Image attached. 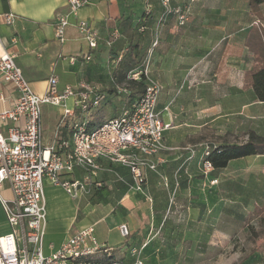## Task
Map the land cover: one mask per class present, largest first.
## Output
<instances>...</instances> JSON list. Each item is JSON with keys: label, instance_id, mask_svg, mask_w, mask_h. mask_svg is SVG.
Here are the masks:
<instances>
[{"label": "crops", "instance_id": "1", "mask_svg": "<svg viewBox=\"0 0 264 264\" xmlns=\"http://www.w3.org/2000/svg\"><path fill=\"white\" fill-rule=\"evenodd\" d=\"M246 1L247 6L244 0H172L173 5L183 6L186 15L184 23L179 24L176 14L162 13L159 0H94L73 12L68 0H0V36L3 46L16 54L15 62L35 93L45 92L51 74L58 77L59 90L67 85L77 87L81 82L100 90L104 95L101 105L109 102L112 112L102 114L93 124L119 114L124 104L122 97L113 94V80H122L127 71L146 62L145 77L161 86L156 110L169 127L163 131L168 148L161 154L164 160L156 170L146 171L149 185H144L141 193L146 190L151 194L147 200L153 197L156 205L158 200L162 207L166 194L160 177L177 176L184 183L186 170L182 164L187 146L209 140L219 142L218 145L239 144L248 139L250 131L264 137V101L257 100L245 82V73L254 66L256 57L247 37L253 24L264 27V5L260 6L258 17L251 13ZM7 12L16 14L12 24L2 16ZM59 16L68 20L62 42L54 36V22ZM81 19L91 22L101 38L114 29L118 36L111 46L101 39L96 48H90L76 27ZM83 54L90 58L86 60ZM125 54L128 59L121 61ZM118 55L120 60L116 62ZM71 56H76L74 61H70ZM137 86L134 83L136 91ZM16 96L14 85L0 74V111L9 108ZM66 105L73 107V99L68 98ZM41 110L44 144L70 138L72 123L81 119L77 114L62 123L60 105L46 103ZM0 130L5 132L6 126H0ZM254 156L264 154L236 159ZM102 162L106 168L99 174L103 186L78 198L44 179V254L53 252L72 233L90 225L97 241L106 244L125 226L127 234L122 233L120 239L111 242L119 244L116 255L123 259H130L129 246L140 245L129 244L128 237L135 229L132 214L145 210L150 223L155 221L154 212L139 200L140 192L129 187L133 181L127 167ZM196 167L195 156L190 169ZM214 175L218 173L210 176ZM59 190L62 198L56 200L53 193ZM1 192L10 196L6 182ZM9 232L0 205V235Z\"/></svg>", "mask_w": 264, "mask_h": 264}, {"label": "built area", "instance_id": "2", "mask_svg": "<svg viewBox=\"0 0 264 264\" xmlns=\"http://www.w3.org/2000/svg\"><path fill=\"white\" fill-rule=\"evenodd\" d=\"M94 0H68L70 11H75ZM164 15H177L183 24L186 15L182 7L172 0H159ZM149 9H147L148 12ZM8 24L16 18L13 12L2 14ZM66 16L54 22V36L62 42L65 38ZM76 27L90 48H96L103 39L111 46L118 36L114 29L106 38H101L88 20L81 19ZM89 59V54H83ZM16 54L5 48L0 36V74L17 90L13 104L0 111V205L10 226V232L0 235V264H147L142 255L145 244L129 246L130 259L116 253L118 247L100 243L94 236L92 225L81 228L66 238L49 254L43 252L45 233L44 179L58 185L72 198H78L103 186L99 174L106 170L103 160L119 163L128 168L135 192H141L146 183L147 170H156L163 162L161 156L167 146L163 131L169 127L156 110L161 86L146 76V62L142 67L127 71L124 81L113 80V94L122 97L124 104L119 114L93 124L88 114L101 105L104 95L95 87L81 82L77 87L58 89V77L51 74L45 92L35 93L20 67L15 62ZM78 56H82L78 55ZM76 56H71L74 61ZM120 56H116L118 62ZM144 83L142 91L133 88L134 83ZM73 99V107L66 100ZM60 105L59 120L64 123L69 117L79 115L72 125L70 138L44 144L41 123L43 104ZM77 115V116H78ZM83 116V117H82ZM210 149L203 152L204 172L212 169L206 159ZM8 184L10 196L2 192ZM124 226V225H123ZM127 234V231L126 233Z\"/></svg>", "mask_w": 264, "mask_h": 264}, {"label": "rangeland", "instance_id": "3", "mask_svg": "<svg viewBox=\"0 0 264 264\" xmlns=\"http://www.w3.org/2000/svg\"><path fill=\"white\" fill-rule=\"evenodd\" d=\"M244 4L247 6L246 0ZM124 58L128 56L125 54L121 61ZM143 86L140 83L138 90ZM109 112L108 102L94 108L88 118L94 123ZM218 144L209 140L186 147L184 183L177 176L162 174L164 206H158V200L156 205L153 197L148 201L151 194L146 190L138 194L144 207L154 212L155 221L147 223L145 210L133 213L135 229L128 237L129 244H145L144 254L150 264H264V211H252L254 205L264 204V156L232 159L226 169L204 172L203 152ZM195 156L197 167L191 170ZM213 172L218 175L210 176ZM53 196L62 198L60 190ZM122 236L121 230L117 231L108 238V245L118 247L111 242Z\"/></svg>", "mask_w": 264, "mask_h": 264}, {"label": "trees", "instance_id": "4", "mask_svg": "<svg viewBox=\"0 0 264 264\" xmlns=\"http://www.w3.org/2000/svg\"><path fill=\"white\" fill-rule=\"evenodd\" d=\"M248 3L251 13L259 17L261 15L260 6L264 5V0H248ZM247 43L251 49L256 51V57L254 66L245 73V82L253 89L256 99L264 101V27L261 24L252 25ZM258 154H264V137L250 131L248 139L243 143L214 146L210 149L206 159L211 162L214 169H221L225 168L232 159ZM252 211H264V204L262 206L254 205ZM144 249L142 255L146 259ZM146 263L150 264L148 261Z\"/></svg>", "mask_w": 264, "mask_h": 264}, {"label": "water", "instance_id": "5", "mask_svg": "<svg viewBox=\"0 0 264 264\" xmlns=\"http://www.w3.org/2000/svg\"><path fill=\"white\" fill-rule=\"evenodd\" d=\"M121 231H122L123 234L126 233V228H125V226H121Z\"/></svg>", "mask_w": 264, "mask_h": 264}]
</instances>
